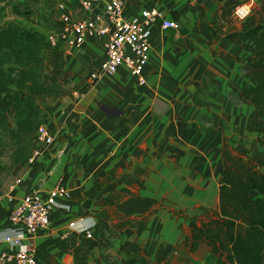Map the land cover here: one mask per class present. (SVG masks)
Wrapping results in <instances>:
<instances>
[{"label": "crops", "instance_id": "0c3cea01", "mask_svg": "<svg viewBox=\"0 0 264 264\" xmlns=\"http://www.w3.org/2000/svg\"><path fill=\"white\" fill-rule=\"evenodd\" d=\"M40 1L45 4L39 8L40 24L36 12L7 20L46 34L50 30L43 19L53 10L58 16L59 2L78 13L77 0H21ZM250 1L254 15L230 23L227 12ZM152 2L135 0L128 13L137 14ZM158 4L179 29L152 27L145 90L133 86L125 69L110 81L116 92H105L107 79H88L103 58L102 39L88 38L81 50H63L65 87L84 91V96L74 103L66 94L45 105L43 124L53 135L52 144L34 164L13 167L18 174L4 186L19 179L16 198L35 190L45 195L58 183L71 192L58 199L48 229L37 233L33 245L72 234L89 253L50 244L45 251L55 264H222L205 243L190 251L184 239L193 222L171 212L195 216L217 206L225 138H230L231 151L248 163H264V119L256 118V129H249L252 106L242 90L253 80L241 70L253 47L241 34L255 26V19H263L264 0ZM245 8L251 11L252 4ZM172 36L175 43H162ZM89 67L95 68L87 75ZM109 104L117 113L107 112ZM112 170L115 175L90 192ZM109 195L115 198L107 199ZM9 207L10 202L0 200V251L9 247L1 239L12 228ZM145 215L143 226L120 223ZM92 223L93 237L86 238L77 226ZM103 225L109 234L100 231Z\"/></svg>", "mask_w": 264, "mask_h": 264}, {"label": "trees", "instance_id": "16d2710c", "mask_svg": "<svg viewBox=\"0 0 264 264\" xmlns=\"http://www.w3.org/2000/svg\"><path fill=\"white\" fill-rule=\"evenodd\" d=\"M244 35L253 47L241 70L253 82L242 95L252 106L249 129H256V118L264 119V20ZM65 62L62 48L51 46L45 34L14 20L0 22V144L9 146L13 167L26 164L35 148L45 105L71 94L63 77ZM228 140L221 148L217 206L191 217L193 226L184 241L190 251L205 243L222 264H264V172L234 154ZM102 183H95L90 192ZM145 218L120 223L143 226ZM100 229L109 234L107 226ZM50 244L83 256L89 253L75 235L52 236L35 248L37 264H55L45 251Z\"/></svg>", "mask_w": 264, "mask_h": 264}, {"label": "built area", "instance_id": "2783aa9c", "mask_svg": "<svg viewBox=\"0 0 264 264\" xmlns=\"http://www.w3.org/2000/svg\"><path fill=\"white\" fill-rule=\"evenodd\" d=\"M135 0H77L78 13H73L62 2L56 5L58 10L57 27L45 34L51 46L62 50H81L88 38L102 39L103 58L98 66L89 73L91 81L104 76L115 75L125 69L143 86L147 82L145 68L150 59L152 27L178 30L179 24L167 19L164 10L159 6L161 0L142 7L139 13L130 14L128 8ZM250 12L245 4L236 7L234 14L244 18ZM84 91L73 90L71 98L79 102ZM64 114H66L63 111ZM51 131L43 123L38 126L34 140L35 148L28 163L34 164L53 142ZM264 172V165H255ZM0 190V200L10 202L8 219L12 226L10 232L1 237L9 244L0 251V264H37L35 258L34 237L45 231L50 225L52 209L58 205L60 197H70L71 192L61 183L56 184L45 195L35 190L15 197V184ZM94 224L78 225L79 231L86 238L93 237Z\"/></svg>", "mask_w": 264, "mask_h": 264}, {"label": "rangeland", "instance_id": "374dc122", "mask_svg": "<svg viewBox=\"0 0 264 264\" xmlns=\"http://www.w3.org/2000/svg\"><path fill=\"white\" fill-rule=\"evenodd\" d=\"M63 3H64V1H63ZM75 4H77L76 1H75ZM242 4H252V9H251L250 13L242 19L236 17V15L234 14V10L236 7L240 6L241 4L236 5L227 12L230 23H233L235 21L236 23L239 24L245 18H247L253 14V8L255 7V3H253V1L242 3ZM42 5H45L42 3V1L36 2L33 4V3L21 2V0H0V22L5 21L7 19H16V18L27 19L28 15L31 16L32 12H36L37 22L40 24L42 22V17L38 13H39V8L42 7ZM27 8H28V10L26 11ZM29 10L31 12H28ZM57 17H58L57 13L53 10L52 13H49L48 16L45 17V19H43L45 24L47 25V29L53 30L57 27ZM263 20H264V17H263V19L262 18L255 19L254 20V22H256L255 25L260 24ZM210 23L212 24L213 28H217V25L213 21ZM241 35H244V34H241ZM241 39L244 40L245 38L241 37ZM175 42H176V38L172 36V37H169V39H167V37H166L162 43L173 44ZM90 64H91V62H90ZM90 66H93V65H90ZM95 67H89L87 70V75H88L89 70H91V68H95ZM124 75L128 76L129 74L128 75L124 74ZM114 77H115V75L102 77L104 79L109 80L108 84L105 87V88H108V90H106L105 92L108 91V93H109V92H116L117 91V89L115 88L116 86L110 82L114 79ZM132 78L134 79V80H132L134 87L140 88V89L144 88V90H145L146 84L143 86H140V85L136 84L135 78L134 77H132ZM88 79L90 80L89 75H88ZM110 83H111V85H110ZM109 102L110 101L108 100L107 103H109ZM117 111H118V108L111 107V105L109 104V106L107 108V112L109 114L112 115L114 113H117ZM226 139H228V138H226ZM236 139L238 140V138H236ZM258 164H260V163H258ZM260 165L262 166V165H264V163H261ZM17 174H18L17 171L15 170V168H13V165H12L11 150H10L9 146L6 144L5 145L0 144V190L4 189L5 188L4 186H6L7 183L12 181L15 178V176H17ZM114 175H115V173H113V170L108 171L105 175H102V178L98 181H101L104 183L107 179L112 178ZM171 214H175V215H179L181 217H184L185 218V219L183 218L184 220L190 221V223H192L191 217H193V215H186L185 213H182V212L176 213V211L171 212ZM145 217H147V215L142 216L139 219L141 220ZM221 263H222V261H221Z\"/></svg>", "mask_w": 264, "mask_h": 264}]
</instances>
